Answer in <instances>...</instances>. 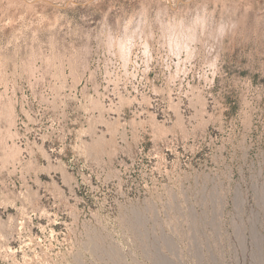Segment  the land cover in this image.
<instances>
[{
  "label": "rangeland",
  "instance_id": "rangeland-1",
  "mask_svg": "<svg viewBox=\"0 0 264 264\" xmlns=\"http://www.w3.org/2000/svg\"><path fill=\"white\" fill-rule=\"evenodd\" d=\"M0 264H264V0H0Z\"/></svg>",
  "mask_w": 264,
  "mask_h": 264
}]
</instances>
